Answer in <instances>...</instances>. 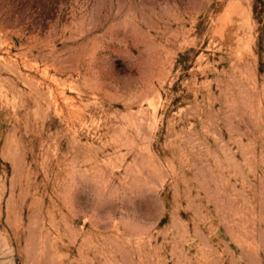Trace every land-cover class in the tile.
<instances>
[{"label": "rangeland", "instance_id": "1", "mask_svg": "<svg viewBox=\"0 0 264 264\" xmlns=\"http://www.w3.org/2000/svg\"><path fill=\"white\" fill-rule=\"evenodd\" d=\"M0 264H264V0H0Z\"/></svg>", "mask_w": 264, "mask_h": 264}]
</instances>
